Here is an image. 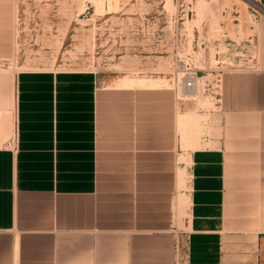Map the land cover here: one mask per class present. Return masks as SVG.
Returning <instances> with one entry per match:
<instances>
[{"label":"crops","instance_id":"1","mask_svg":"<svg viewBox=\"0 0 264 264\" xmlns=\"http://www.w3.org/2000/svg\"><path fill=\"white\" fill-rule=\"evenodd\" d=\"M0 0V264H264V0L214 106L153 75L20 65Z\"/></svg>","mask_w":264,"mask_h":264},{"label":"rangeland","instance_id":"2","mask_svg":"<svg viewBox=\"0 0 264 264\" xmlns=\"http://www.w3.org/2000/svg\"><path fill=\"white\" fill-rule=\"evenodd\" d=\"M15 58L20 65L94 72L100 79L153 75L179 101L215 99L176 86L185 64L212 86L216 72L243 65L253 45L255 0H17ZM214 88V87H213Z\"/></svg>","mask_w":264,"mask_h":264},{"label":"built area","instance_id":"3","mask_svg":"<svg viewBox=\"0 0 264 264\" xmlns=\"http://www.w3.org/2000/svg\"><path fill=\"white\" fill-rule=\"evenodd\" d=\"M260 11L263 15V12L261 9H260ZM250 62H252V63L254 62V57L252 56V53H250L249 47H248V49L246 50V58L244 60L243 65H241L237 61L236 64H234V63L229 64L228 68H222V69L218 70L214 76L212 86L210 85V83H208V84H205L206 87L201 86V81L203 80V78L199 77V74L197 71H195L191 68H187L185 64H182L178 68V69H180V71L182 73H181L180 77L178 78L176 86H178L181 89L182 94H184V95H195V96L207 95V96L212 97V99L217 100L218 87H219L220 78H221V75L223 74V72L227 71V70H241L245 66H247L249 68Z\"/></svg>","mask_w":264,"mask_h":264}]
</instances>
